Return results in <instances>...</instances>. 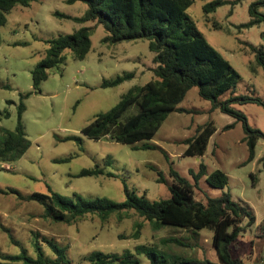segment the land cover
I'll use <instances>...</instances> for the list:
<instances>
[{"label": "rangeland", "instance_id": "374dc122", "mask_svg": "<svg viewBox=\"0 0 264 264\" xmlns=\"http://www.w3.org/2000/svg\"><path fill=\"white\" fill-rule=\"evenodd\" d=\"M193 1L187 14L206 42L240 77L235 91L223 94L218 102L241 96L264 101V72L249 52L250 47L264 50V25L239 29L250 21L248 8L258 0H222L225 4L208 14L203 7L214 0ZM85 9L79 2L35 0L28 7L15 6L0 27V112L9 114L0 119V139L15 129L20 94H29L23 100L21 115L28 149L16 162L0 163V262L22 251L35 259L36 236L45 260L55 257L44 243L52 240L66 250L69 264H90L86 258L93 252L121 256L125 251L140 264H150L146 256L134 254L138 245L154 249L166 264L181 260L218 263L209 229L193 232L164 226L155 230L133 211L112 215L104 222L89 215L70 224L57 223L45 216L38 202L29 199L33 194H48L50 189L72 202L76 195L85 201L106 198L122 203L126 188L149 202L167 200L173 183L169 171L173 169L194 185L195 201L205 205L207 198L228 193L252 214L254 224L231 246L230 254L244 264H264V139L257 141L255 157L249 162L242 122L219 110L210 111L211 103L198 96L197 88L178 106L190 113L169 114L150 141L129 145L109 138L95 141L82 134L97 115L109 112L132 87L149 82L155 67L146 41L105 44L101 26L61 17L79 18ZM258 12L264 16V8ZM81 27L94 28L89 53L79 61L67 51L65 63L49 71L39 93L33 92L31 72L45 58L46 41ZM128 73L134 75L130 81L102 88L104 81ZM232 107L245 116L249 128L264 133V107ZM133 112L130 109L124 118ZM208 122H213L216 132L204 156L184 157V140ZM229 125L233 126L223 130ZM144 145L156 148L142 149ZM200 164L205 166L206 175L195 185L189 171L197 173ZM92 170L94 175H81ZM215 171L228 177L224 189L207 184V176ZM247 221L242 220L240 226Z\"/></svg>", "mask_w": 264, "mask_h": 264}, {"label": "trees", "instance_id": "16d2710c", "mask_svg": "<svg viewBox=\"0 0 264 264\" xmlns=\"http://www.w3.org/2000/svg\"><path fill=\"white\" fill-rule=\"evenodd\" d=\"M35 0H0V27L6 23V16L15 6L28 7ZM209 1V0H201ZM82 3L86 6L82 17L62 18L72 19L78 24L94 23L101 26L106 37L103 43L115 45L122 42L146 41L148 49L153 53V78L143 86L132 87L109 112L99 114L94 121L82 130L88 139L99 141L109 138L115 143L138 144L153 139L169 114L190 113L178 108L186 94L197 88L198 96L211 103V109L241 121L248 148V161L255 157V147L259 139H264V133L247 126L245 116L232 106L258 104L264 107V101L246 96L231 97L224 102L218 98L227 92H234L240 80L238 73L213 47H211L198 30L195 22L187 14L193 5V0H67L68 4ZM225 4L222 0H214L204 5L203 12L208 14ZM264 8V0H258L248 8L250 21L241 28H251L264 25V16L258 12ZM94 28L81 27L74 33L59 36L46 41L48 49L45 58L31 72L33 92L39 93L42 82L48 78L49 71L66 61L65 53L70 51L75 60L82 61L91 48L90 36ZM256 57L257 66L264 72V50L249 49ZM252 70V69H251ZM132 73L117 76L111 81H104L102 88H113L133 79ZM29 94L21 95L17 107V122L13 132H5L0 139V163H14L28 149L21 123V115L25 110L23 100ZM134 112L125 117L127 111ZM9 114L0 112V119H7ZM233 125L226 126L228 130ZM216 132L213 122H208L196 130V134L184 140V157H203L209 140ZM142 149H155L156 146L144 145ZM95 170L84 171L82 176L94 175ZM195 185L206 175L203 164L199 165L197 173L189 171ZM169 176L173 183L169 188L170 198L167 200L149 202L143 197H137L133 192L124 189L126 198L122 203H115L106 198L85 201L79 196L75 202L68 201L50 189L48 194H33L29 199L38 202L46 217L57 223L70 224L86 216H97L106 221L112 215L121 216L127 211H133L140 218L158 230L164 226L198 231L209 229L213 232L212 245L216 251L218 263L208 260H181L176 264H244L239 259L232 258L231 246L238 240L245 229L254 224V217L245 208L232 201L230 194L224 193L219 198H207L206 204L193 198L192 185L171 169ZM209 186L224 189L228 177L220 171H215L206 178ZM10 193H15L10 191ZM248 219L245 226H240L242 220ZM140 227V224L136 226ZM231 229V232L228 230ZM138 233H135L136 237ZM37 239V237L35 236ZM34 240L37 257L30 258L22 251L16 256L3 257L0 264H69L65 249L57 246L52 240L44 243L54 254V259L45 260L41 254L40 245ZM170 242L179 243L176 240ZM136 255H144L150 264H166V260L145 245L135 247ZM133 254L125 251L121 256L93 252L86 261L90 264H140L132 259Z\"/></svg>", "mask_w": 264, "mask_h": 264}]
</instances>
